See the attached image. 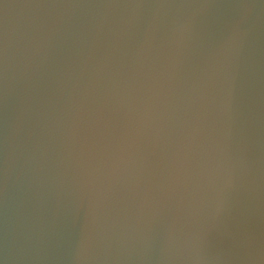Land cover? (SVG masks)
Masks as SVG:
<instances>
[{
  "label": "water",
  "instance_id": "1",
  "mask_svg": "<svg viewBox=\"0 0 264 264\" xmlns=\"http://www.w3.org/2000/svg\"><path fill=\"white\" fill-rule=\"evenodd\" d=\"M0 264H264V0H0Z\"/></svg>",
  "mask_w": 264,
  "mask_h": 264
}]
</instances>
